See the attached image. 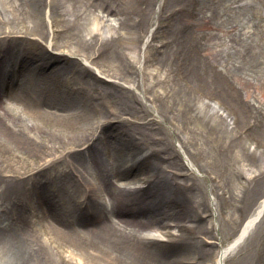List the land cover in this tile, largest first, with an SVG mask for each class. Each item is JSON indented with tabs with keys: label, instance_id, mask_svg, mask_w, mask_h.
I'll list each match as a JSON object with an SVG mask.
<instances>
[{
	"label": "bare ground",
	"instance_id": "1",
	"mask_svg": "<svg viewBox=\"0 0 264 264\" xmlns=\"http://www.w3.org/2000/svg\"><path fill=\"white\" fill-rule=\"evenodd\" d=\"M253 143L258 196L220 246ZM258 218L264 264V0H0V264H223Z\"/></svg>",
	"mask_w": 264,
	"mask_h": 264
},
{
	"label": "rangeland",
	"instance_id": "2",
	"mask_svg": "<svg viewBox=\"0 0 264 264\" xmlns=\"http://www.w3.org/2000/svg\"><path fill=\"white\" fill-rule=\"evenodd\" d=\"M207 25H209L207 22H202L199 24V28H202L204 30H207L206 27ZM154 26L151 28L153 29ZM208 32V31H205ZM245 38H247V36H244V40ZM146 39V37L144 38ZM208 39L210 40V42L212 43L213 47L217 48V49H213V53L216 57L217 60L222 59V57L224 56V54L226 53V50H223L222 47V42L223 40L219 39V37H216L215 34H211L208 36ZM146 41V40H145ZM144 42V40H143ZM143 42L141 44V46L143 45ZM152 69V62L150 63L149 66V70ZM259 85V84H258ZM246 86V85H245ZM248 86V85H247ZM248 89L253 90L252 86H248ZM252 98H259V91L258 90H253L251 92ZM255 96V97H253ZM203 98V101H198V107H195V109H199L203 104H207L208 107H212L214 110H216L218 112V114H221L225 117L226 116V112H223L222 109L219 108L218 104L216 102H213L212 100H208L207 98ZM110 100V99H108ZM257 104V103H254ZM141 120H145V119H141ZM140 121V120H139ZM116 123L115 121H112L111 124ZM111 124H107L106 127H104V130L108 131L112 129V125ZM152 124V123H150ZM154 124V123H153ZM125 126V124H124ZM156 126V125H154ZM241 127L243 126V124L240 125ZM164 128H166L165 126H163ZM160 133L159 134H164L165 130L160 126ZM244 136L246 134H243ZM170 139L175 140V133L173 132H169L168 134ZM169 140V139H168ZM175 144L177 145V153H179L180 157L183 159V161L185 163L187 162H192L194 164V166L196 167V173L193 174L194 178H195V188L196 190L200 188L201 186V178H199L200 173H202V161H200V159L198 160L194 154L191 155L190 152H187L186 150H184V148H180L179 144L177 142H175ZM246 146H249V150L246 152H249L248 155H244L241 157H237L236 159H234V161H236V171L238 173H240V169L241 166L243 165L244 170L243 173L240 175V180H245V185L244 187L241 186V188H239L238 186H234L230 184V192H231V197L226 199H221V206H220V211H216L213 219H210V224H216V232L219 236L218 241H215L216 243L220 244V246H225L227 243H229L233 236L235 235V233L237 232V230L239 229L241 223L243 222V220L245 219V217L249 214V212L251 211V209L253 208V206L255 205L254 201L256 199V197L258 196V189H259V143L255 144H246ZM253 150H257V153L255 154V152ZM251 153V154H250ZM31 153H27V155H30ZM35 155V153H34ZM33 155V157H34ZM242 161H241V159ZM15 157L9 155L6 158H4V160L1 162V166H5V170L9 169L11 167H14L15 165H13L15 163ZM32 159V158H31ZM30 159V160H31ZM229 162L233 161V158L230 159V156L227 159ZM31 162V161H30ZM190 162V163H191ZM32 163V162H31ZM191 163V164H192ZM239 163L241 164V166L239 165ZM240 166V167H239ZM201 168V169H200ZM200 169V173H198V170ZM219 171V170H217ZM147 174V172H146ZM202 175V174H201ZM128 176L132 177L131 174H129ZM129 177V178H130ZM180 177V176H179ZM131 184L133 186H141V183L135 181V180H131ZM204 187H206V192L209 189H214L216 188L214 182H206L203 184ZM237 189V190H236ZM233 190V191H232ZM125 191V190H124ZM232 192H236L237 196L235 198H233ZM219 195V194H218ZM208 198L210 200H214L215 195H213L212 193L209 194L208 193ZM216 201V199H215ZM208 215L204 221V218H201V224L204 222H208V219L211 215H209V210H207ZM219 213H223L225 215V218L221 219ZM171 223H175V222H171ZM191 223V222H190ZM195 224V221L192 222ZM186 224L188 225L189 222H186ZM206 224V223H204ZM209 224V225H210ZM193 225V224H191ZM144 230H146V227L143 228ZM142 230V229H140ZM140 230H138V234L141 236V233L139 232ZM166 230H170L171 232L177 234V227H173L170 226L166 229ZM147 232L145 231V236L142 237H146ZM158 238V241L161 243H166L167 241V235L160 233V235L157 236V234L155 235ZM161 238H165V240H161ZM206 239L208 241L213 240L210 235L206 236ZM216 243H214L213 245H210L211 247H213V250L216 252L217 250V246ZM214 252V253H215ZM213 257L209 258L205 264H210L212 262ZM223 264H259V221L257 222V224L253 227V229H251V231L248 233V235L244 238L243 242L238 246V248L235 250V252L230 255L229 257H227L224 260Z\"/></svg>",
	"mask_w": 264,
	"mask_h": 264
}]
</instances>
